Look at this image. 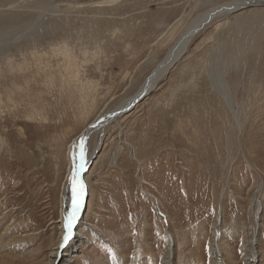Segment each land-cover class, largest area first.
<instances>
[{
  "label": "rangeland",
  "instance_id": "rangeland-1",
  "mask_svg": "<svg viewBox=\"0 0 264 264\" xmlns=\"http://www.w3.org/2000/svg\"><path fill=\"white\" fill-rule=\"evenodd\" d=\"M236 1L0 0V264L47 263L72 141L141 90L192 18ZM160 78L89 130L74 264H162L170 237L172 264H215L217 226L244 264L257 224L264 260V7L213 19Z\"/></svg>",
  "mask_w": 264,
  "mask_h": 264
},
{
  "label": "bare ground",
  "instance_id": "bare-ground-1",
  "mask_svg": "<svg viewBox=\"0 0 264 264\" xmlns=\"http://www.w3.org/2000/svg\"><path fill=\"white\" fill-rule=\"evenodd\" d=\"M250 7L251 8L252 7H264V0H240V1H236V2H230V3L223 4L222 6H219V7H213L211 9H207V10L197 14L185 26V28L181 32L180 36L178 37V39L175 40V43L173 44V46L168 50V52L166 53V55L163 58V60L159 63V66L162 65V67H160L156 72H154L155 74L153 73L146 80V82L141 85V87H140L141 90L135 96H133V98H131V99H129V100H127V101H125V102H123L121 104L122 107L119 109V111L122 110L124 107L126 109L130 105L132 106V104H137L136 102H134V100L136 98H138L141 94L144 95V93H145L147 95L148 91L151 90V87H153L154 83L158 80V78H160L162 76V74H164V72L167 71L168 68L173 66L174 63H176V61L181 57V55L186 50V47H187L188 43L192 40V38L205 25H207L213 19H216V18H219V17H227L228 15L233 14L236 11H240V9H246V8H250ZM226 24H228V23H226ZM192 33H195V35H193ZM210 78L212 80H214V82H215L214 86H215V84H216V86L219 85L218 87H220L222 91L221 92L218 91V92H219L220 95H222V97L224 98V101L230 107V101H229V99H231L230 98V94H229V92L227 91V89H226V87L224 85L225 81H224V79H222V76H220V78H219L218 76L215 75V73L213 71H211L210 72ZM134 107H135V105L133 106V108ZM96 119H99V117H97ZM236 123H237V121H236ZM102 126L104 127L105 125H103V123H101V124H99L97 126L96 129L99 130V129H101ZM87 128H85L78 135V136H81L80 139H77V137H78L77 136L71 143L72 159L70 161H71V164H72L71 166L72 167H73V165L75 163V167L73 168L72 173L70 171V173H71V176L69 177L70 182H71V180L73 179L74 176L77 179V173H78V170L80 168L79 165L81 163H83L84 168H86V170H87V168H88V166L90 164V161L93 158V156H95V151H96V149L99 146V143H97L96 146L94 147L93 152L91 154H87V152H86L87 151V145L85 143V140H86L87 135L89 133V130H87ZM93 131H95V130H93V129L90 130V132H93ZM81 145L84 146L83 161H81ZM70 158H71V154H70ZM70 173H69V175H70ZM69 180H68V185L65 188V191L66 192L68 191V194L67 195L64 194L65 195L64 196V202H63L64 203V209L62 211L61 220L59 222L60 226H61L60 229H61L62 239H61L60 244L56 245L57 247L55 248V252L53 251L52 254H50V253L48 254L47 263H41V264H74L75 263V256L78 253L77 251H78V248L80 246L79 243L82 242V240H81L82 239V235L78 234L76 232V230H77V227L80 226V224L81 225L85 224V222L82 220L81 217H82V212L84 210V205L86 203V201L84 203V198L87 196V192H86L85 183L83 181L84 178H82L81 182L79 181V184L83 185L82 207H81L79 213L77 214V219L74 222V227H73L72 232H71V237H70V239L67 242H65L64 239H63V237L65 235L64 223H65V220L67 218V215H68V212H69V210L71 208V203H72L71 199H68L69 198V192L71 191V186H72L71 183L69 182ZM65 200H67V206L65 205ZM259 209H260V206L257 203L256 204V210L254 211V214H253V219L256 218V222L259 219V216H258V210ZM87 225L90 228L94 229V227H92L90 224H87ZM259 226L260 225H258V224L255 226V228L256 227L257 228H256L255 231H253L254 235L251 236V239H250L249 243L246 245L245 248H243V251H244L245 256H246L245 257L246 259L244 258L245 259L244 260L245 261L244 264H264V260L262 258V256H263L262 253L256 248V245L259 242V240H258L259 238H257V233H258V229H259L258 227ZM217 228H218V226L215 229L216 239L213 240L212 245H211L212 253H213V259H214L215 264H237L236 263V261H237L236 257H234L233 255L230 254V248L227 245V243L218 242L217 241V235H216L217 234V232H216ZM95 230H96L97 233H99V234H97L98 236L101 237L100 234H102V236H103V233H102V231L100 229L96 228ZM225 233H226V231H225ZM215 236L213 238H215ZM104 238H102V239H104ZM219 239H221L220 236H219ZM168 240H169V244H168V248L165 251L162 264H172V262H173V243H174V241H173L172 237H170V239H168ZM108 242H110V241H108ZM75 243H77V245H75ZM184 243H185V240H183V244ZM223 252H224L225 255H227V257H228L227 259H224L222 257V253ZM30 255L34 257V254H30ZM136 259L138 261L135 264H139L140 260L142 262L145 260V258H143L141 256L140 257H136ZM15 261L16 260L14 258L12 259V258L6 256L3 259L2 264H14ZM32 261H33V259H32ZM119 261L118 262L116 261V262L118 264H120Z\"/></svg>",
  "mask_w": 264,
  "mask_h": 264
},
{
  "label": "snow or ice",
  "instance_id": "snow-or-ice-1",
  "mask_svg": "<svg viewBox=\"0 0 264 264\" xmlns=\"http://www.w3.org/2000/svg\"><path fill=\"white\" fill-rule=\"evenodd\" d=\"M83 152H84V146L81 145V161H83ZM79 167L83 168V163H81ZM71 185H72L71 186L72 203L64 223L65 235L63 239L65 242H67L71 237V232L74 227V222L77 219V214L79 213L82 207L83 185L78 183L75 176L71 180Z\"/></svg>",
  "mask_w": 264,
  "mask_h": 264
},
{
  "label": "water",
  "instance_id": "water-1",
  "mask_svg": "<svg viewBox=\"0 0 264 264\" xmlns=\"http://www.w3.org/2000/svg\"><path fill=\"white\" fill-rule=\"evenodd\" d=\"M195 33H196V32H195ZM195 33H192V34L195 35ZM160 67H162V65H161V66L158 65V67H156V68L152 71V73L149 75V77H150L154 72H156ZM154 74H155V73H154ZM149 77H148V78H149ZM148 78H147V79H148ZM152 82H153V81H152ZM150 84H151V83H150ZM150 84H149V85H150ZM144 97H145V93H144V95L141 94L138 98H136V99L134 100V102L138 103V101H141V99L144 98ZM134 105H135V104H132V106L130 105L131 107L129 106L128 108H126V109H122L121 111L116 110V111H113V112H111V113H109V114H106V115L100 117L98 120H96V121H94L92 124H90V126L87 128V130L96 129L97 126H98L99 124H101V123H104L103 125H106V124H109V123L114 122L116 118H118V117L124 115L126 112H129V111L133 108ZM130 108H131V109H130ZM102 127H103V126H102ZM102 127H101V128H102ZM80 137H81V136H78L77 139H80ZM82 141H83V140H82ZM85 171H86V168H84V166H83V168H79V170H78V174H77V181H78V183H79V181L81 182L82 178H84L83 176H84ZM83 181H84V180H83ZM71 196H72V193H71V191H70V192H69V198H68V199H71ZM71 201H72V200H71ZM85 201H86V197L84 198V203H85Z\"/></svg>",
  "mask_w": 264,
  "mask_h": 264
}]
</instances>
